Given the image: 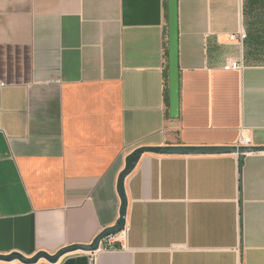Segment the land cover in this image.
Returning a JSON list of instances; mask_svg holds the SVG:
<instances>
[{
	"label": "crops",
	"instance_id": "obj_1",
	"mask_svg": "<svg viewBox=\"0 0 264 264\" xmlns=\"http://www.w3.org/2000/svg\"><path fill=\"white\" fill-rule=\"evenodd\" d=\"M167 1L0 0V255L91 244L140 147L264 146V0H178V119ZM125 188L117 249L57 264H264V153L145 154Z\"/></svg>",
	"mask_w": 264,
	"mask_h": 264
},
{
	"label": "water",
	"instance_id": "obj_2",
	"mask_svg": "<svg viewBox=\"0 0 264 264\" xmlns=\"http://www.w3.org/2000/svg\"><path fill=\"white\" fill-rule=\"evenodd\" d=\"M167 47H168V88H169V113L171 119H178L180 115V68H179V10L178 0L167 1ZM264 153V146H233V147H186V146H144L134 150L127 156L125 167L119 175L117 192L121 201L119 220L117 223L101 232L91 244H74L62 248L55 254L39 252L32 258H27L19 253L0 255V262L20 264H38L45 261L57 264L63 257L75 252L96 253L101 250L102 243L111 236H116L126 229L128 197L125 188L126 179L134 172L141 158L145 154L154 155H220L238 154L248 155Z\"/></svg>",
	"mask_w": 264,
	"mask_h": 264
},
{
	"label": "built area",
	"instance_id": "obj_3",
	"mask_svg": "<svg viewBox=\"0 0 264 264\" xmlns=\"http://www.w3.org/2000/svg\"><path fill=\"white\" fill-rule=\"evenodd\" d=\"M233 40H245L246 39V34L244 33H240L238 36H233L232 37ZM243 68V64L242 62H238V61H234L229 63L228 65L225 66V70L230 71V70H241ZM249 143L247 142V140L242 139L239 144L238 147L241 146H248ZM125 231L126 229L121 232L120 234L116 235V236H111L109 238H107L101 245V249H108V250H116V244L119 242H122V240L125 237Z\"/></svg>",
	"mask_w": 264,
	"mask_h": 264
},
{
	"label": "trees",
	"instance_id": "obj_4",
	"mask_svg": "<svg viewBox=\"0 0 264 264\" xmlns=\"http://www.w3.org/2000/svg\"><path fill=\"white\" fill-rule=\"evenodd\" d=\"M165 35L167 36V28L165 29ZM168 43L166 42L165 44V49H166V59H167V62H168V47H167ZM165 78H166V101H167V107H168V110H169V107H170V104H169V88H168V66L166 67V70H165ZM168 114V112H167Z\"/></svg>",
	"mask_w": 264,
	"mask_h": 264
},
{
	"label": "rangeland",
	"instance_id": "obj_5",
	"mask_svg": "<svg viewBox=\"0 0 264 264\" xmlns=\"http://www.w3.org/2000/svg\"><path fill=\"white\" fill-rule=\"evenodd\" d=\"M167 38H168V34H167Z\"/></svg>",
	"mask_w": 264,
	"mask_h": 264
}]
</instances>
